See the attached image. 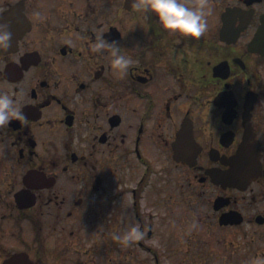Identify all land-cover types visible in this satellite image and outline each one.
I'll use <instances>...</instances> for the list:
<instances>
[{
	"label": "flooded vegetation",
	"instance_id": "flooded-vegetation-1",
	"mask_svg": "<svg viewBox=\"0 0 264 264\" xmlns=\"http://www.w3.org/2000/svg\"><path fill=\"white\" fill-rule=\"evenodd\" d=\"M140 2L0 0L23 113L0 126V264H162L157 223L194 198L264 238V0H186L211 9L198 38Z\"/></svg>",
	"mask_w": 264,
	"mask_h": 264
},
{
	"label": "rangeland",
	"instance_id": "rangeland-1",
	"mask_svg": "<svg viewBox=\"0 0 264 264\" xmlns=\"http://www.w3.org/2000/svg\"><path fill=\"white\" fill-rule=\"evenodd\" d=\"M193 201L192 205L170 207L168 222L157 223L167 226L165 235L159 227L150 240L162 264H246L251 257L264 254V238L199 220L204 214L196 198Z\"/></svg>",
	"mask_w": 264,
	"mask_h": 264
},
{
	"label": "clouds",
	"instance_id": "clouds-1",
	"mask_svg": "<svg viewBox=\"0 0 264 264\" xmlns=\"http://www.w3.org/2000/svg\"><path fill=\"white\" fill-rule=\"evenodd\" d=\"M135 2V0H134ZM137 8H145L155 16L163 29L189 38H198L208 29L207 13L211 9L205 8L202 3L199 7L189 6L186 0H141L136 3ZM12 33L7 22L0 23V47L9 46ZM96 49L110 48L113 57L112 63L121 71L127 72L132 58L125 54L117 40L109 41L104 36L99 37L94 45ZM15 99L7 93L0 94V126L10 122L15 116L22 118L23 113L15 107ZM246 264H264V254H257Z\"/></svg>",
	"mask_w": 264,
	"mask_h": 264
},
{
	"label": "water",
	"instance_id": "water-1",
	"mask_svg": "<svg viewBox=\"0 0 264 264\" xmlns=\"http://www.w3.org/2000/svg\"><path fill=\"white\" fill-rule=\"evenodd\" d=\"M221 223L226 224V222L224 220H222Z\"/></svg>",
	"mask_w": 264,
	"mask_h": 264
}]
</instances>
